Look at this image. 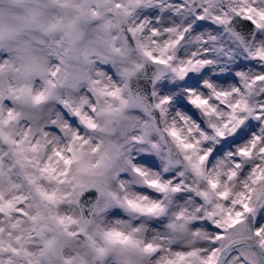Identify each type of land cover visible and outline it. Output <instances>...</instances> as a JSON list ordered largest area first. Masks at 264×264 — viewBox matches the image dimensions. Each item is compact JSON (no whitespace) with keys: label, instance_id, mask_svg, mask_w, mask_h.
<instances>
[{"label":"rangeland","instance_id":"374dc122","mask_svg":"<svg viewBox=\"0 0 264 264\" xmlns=\"http://www.w3.org/2000/svg\"><path fill=\"white\" fill-rule=\"evenodd\" d=\"M141 4L142 0H0V250L15 248V264H64L70 257H74L71 264H145L144 257L154 253H158L154 264H205L212 256V236L203 228L191 227L198 219L196 211L203 212L205 219L207 212L214 211L218 217L215 222L232 240L239 233L236 224L246 216L243 206L232 201L241 200L238 194L254 189L252 204H256L264 175V158L258 150L249 162L257 169L256 183L248 169L243 176L232 174L243 169H227L225 165L211 173L201 167L199 173L193 170L195 179L185 192L212 194L224 191L225 185L229 191L223 198L212 195L203 207L190 197L175 199L179 189L162 180L165 169L145 170L146 177L140 175V186L162 194L160 200L132 192L121 195L111 186L115 157L124 146L132 151L134 143L145 144L148 147L140 151L157 157L161 151L165 153L151 120L141 111L125 108L126 77L147 59L140 46L154 52L153 58L167 60L168 55L161 56L159 50L172 38L163 29L156 38L150 29L144 30L147 8ZM84 12L93 14L94 21L83 22ZM120 20L126 23L136 51L123 47L117 29ZM222 43L226 49L234 47L226 36ZM200 50L189 38L167 52L180 63ZM93 60L110 64L116 80L94 69ZM91 72L98 79L91 81L89 90L96 106L89 115L84 110L85 98L78 93ZM154 91L159 89L152 88V97ZM158 100V96L153 97L154 104ZM56 104L77 117L83 133L63 119L55 110ZM169 107L158 110L161 124L171 119ZM50 123L60 129L67 143L46 131ZM166 131L181 153L196 151L179 128L170 126ZM154 144L160 146L159 155ZM207 178L217 181V190L207 183L201 186ZM153 180L156 185H152ZM88 188L97 190L99 199L90 220L84 223L76 200ZM243 200L248 203L247 196ZM216 204L221 207L216 208ZM114 207L123 210L122 217L109 215ZM155 218L169 221L163 232L150 227ZM45 226L50 228L49 235ZM229 228L232 231L227 235ZM39 235L52 238V247L42 256L33 252V248H42V243H34ZM256 240L264 248V235ZM4 259L8 264L9 257ZM227 264H239V260L230 259Z\"/></svg>","mask_w":264,"mask_h":264},{"label":"snow or ice","instance_id":"6c2138e0","mask_svg":"<svg viewBox=\"0 0 264 264\" xmlns=\"http://www.w3.org/2000/svg\"><path fill=\"white\" fill-rule=\"evenodd\" d=\"M141 7L147 8L144 13L145 31L150 29L156 38L163 29L164 33L172 37L159 50L160 55H168V59L159 61L165 67L153 80L154 88L159 89V92H153V97L158 96L159 100L152 107L160 111H164L165 106L183 109L181 115L191 120L205 133L206 139L216 145L210 150V155L215 156L227 150L231 153L232 168L247 167L253 183H256L257 169L249 162L253 161V154L257 150L264 158V0H142ZM206 29L208 32L205 34ZM132 31L135 32V29ZM224 36L234 47L226 49L222 43ZM189 38L201 50L177 63L167 50ZM140 50L149 60L155 55L143 45ZM169 78L171 83L168 82ZM197 111L199 116L196 115ZM186 112L191 113V116L184 115ZM152 147L159 155L160 146L154 144ZM150 157L151 154L146 153L143 159L154 167ZM177 164L171 157L168 159V165L176 167ZM134 170L146 177L139 168ZM193 170L199 173L200 166L193 165ZM151 183L156 185L155 180ZM206 183L212 190L218 189L216 180L207 178ZM260 183L261 190L256 196L258 207L252 204L254 189L238 194L241 200L232 201L237 206L242 205L247 218L252 221L251 225H245L249 235L247 241L228 242L230 238L225 236L221 225L215 222L218 219L216 213H206L207 220L220 230L211 238L212 256L217 252H230L239 246L242 256L238 259L241 264H264V251L258 254V259L249 256L246 251V248L253 247L252 241L256 236L264 234V217L259 215L264 209V175ZM212 195L221 198L229 195L227 185L224 191L203 193L197 197L204 205L206 200H211ZM245 196L248 203H244ZM215 207L220 208L221 205L216 204ZM236 215L239 217L241 213L237 212ZM108 237L111 238V234ZM15 252V248L0 250V264H5L6 256L9 257L8 264H15L12 259ZM212 256L205 264H210ZM217 264H222V260L217 259Z\"/></svg>","mask_w":264,"mask_h":264},{"label":"clouds","instance_id":"9594fccd","mask_svg":"<svg viewBox=\"0 0 264 264\" xmlns=\"http://www.w3.org/2000/svg\"><path fill=\"white\" fill-rule=\"evenodd\" d=\"M92 67L106 76L111 77L113 80H116V71L110 64H101L98 61H92ZM98 79L95 75V72L90 73V80H85L84 84L79 89V95L85 98L84 100V110L88 111L89 115H92V108L96 106V100L93 97V93L89 90L91 86V81ZM230 82V81H229ZM147 90V89H146ZM55 110L60 113L65 121L72 128L77 129L79 133H83L84 129L79 124L76 116L69 115L68 112L60 105H55ZM183 112V109L179 107H169V115L171 119L161 125V131L163 132L164 140L172 146L174 152V160L178 162L176 167H172L167 172L163 171L165 168H168V160L165 158V153L161 151L160 156L151 155V161L154 162V167L150 164L145 163L143 157L146 154L142 149H146L148 145L145 144H133L132 151H128L127 147L124 146L122 150L118 152L115 157V167L112 169L114 175L111 177V186L116 188L117 191L123 195L127 192H132L138 196L142 195L145 198L160 200L162 194L155 192L153 189L147 187L146 185L141 187L143 178L134 170L139 168L141 171L150 170L153 172L163 171L162 180L170 184V187L173 189H179L175 195V199L184 200L185 198H192L196 205L203 207L199 197L195 196L192 192H185L184 189L187 188L191 182L195 179V173L193 171V165H199L205 170V172L211 173L214 168L219 167L220 165H225L227 169L232 168V158L231 153L227 150L225 152L219 153L218 155H210V150L214 149L216 145L213 144L211 140L206 139L205 133L196 127L191 120H188L185 116H182L180 113ZM175 113V115H172ZM135 115H141L139 112H135ZM159 117V113H156ZM198 116V115H197ZM177 127L181 130L182 135L186 137L188 143L192 144L196 149L195 152L189 150L185 153H180L175 149L174 144H172L171 137L168 136L166 129L168 127ZM46 131L54 134L57 137H60L61 141L67 143L64 140L63 134L60 132V129L56 127L55 124H48L46 126ZM211 135V133H208ZM236 146H234L235 148ZM69 154V153H65ZM203 157V159H201ZM122 169V170H121ZM247 171L245 167L240 175L243 176L244 172ZM206 187V181L201 185ZM97 198V192L95 189L86 191L82 197V201H92L94 202ZM196 216L198 219L192 223L191 227L193 229L203 228L207 231L212 237L220 231L214 225V223L209 222L204 218V214L201 211H196ZM109 215L114 218H120L123 216V210L119 207H114ZM260 216L264 217V209L260 211ZM169 221L165 218H155L151 221L150 227L153 230L163 232ZM202 247L204 245H201ZM213 247V245H212ZM158 253H154L151 256H145V264H154L155 259L157 258Z\"/></svg>","mask_w":264,"mask_h":264},{"label":"water","instance_id":"95a60500","mask_svg":"<svg viewBox=\"0 0 264 264\" xmlns=\"http://www.w3.org/2000/svg\"><path fill=\"white\" fill-rule=\"evenodd\" d=\"M83 20L85 22H89L93 20V16L89 14L88 12H85L83 14ZM119 32L122 37V43L126 48H133L134 43L133 40L126 28V25L123 21L120 22L118 26ZM164 67L161 65H158L156 63H153L151 61H146L143 65L138 67L129 77H128V101L126 107L128 109H138L143 111L151 120L153 123L154 130L156 131L158 135L159 142L162 146H164L167 158L174 160V152L172 149V146L168 144L167 141L164 140L163 132L161 131V121H160V115L159 117L156 115L158 113V110L154 109L152 107L154 105L152 100V94H151V88L153 86V80L155 79L158 72L162 71ZM147 89V90H146ZM172 141V140H171ZM172 144H174L172 142ZM175 146V145H174ZM175 149L178 150V148L175 146ZM179 151V150H178ZM169 167H172L169 165ZM91 189H87L84 192H82L77 199L76 206L79 211V214L81 216V219L83 222H88L90 219L92 212L96 206L97 200H98V193L97 198L94 202L92 201H82L81 197L82 195ZM258 206V205H257ZM252 221L246 217V219L239 225V228L242 230L244 234H248L246 231V228L242 229V226H245L246 224L251 225ZM254 232V229H253ZM249 239V235L241 238H237L232 241H247ZM253 247L248 249H254L255 251L261 253L264 251L256 242V237L252 241ZM239 250V246L234 247L230 252L226 253H219L217 259L222 260V264L234 253H236ZM98 264V261L95 263ZM217 264V260L215 262Z\"/></svg>","mask_w":264,"mask_h":264},{"label":"bare ground","instance_id":"6f19581e","mask_svg":"<svg viewBox=\"0 0 264 264\" xmlns=\"http://www.w3.org/2000/svg\"><path fill=\"white\" fill-rule=\"evenodd\" d=\"M105 7V6H104ZM113 8V7H112ZM86 130H88V131H91V130H93L92 128H87V127H84ZM222 168H223V166L224 165H220ZM168 192H169V189H167V191H166V193L165 194H168ZM44 231H45V233L47 234V235H49V233H51L50 232V228L48 227V226H45V229H44ZM231 231H232V229L231 230H227L226 231V234L228 235V234H230L231 233ZM264 235V234H263ZM245 236H247V234L245 235ZM240 237H242V235L240 236ZM52 238L51 237H48V236H45V235H39V237H38V239L37 240H34V243L36 244V245H41V243H42V248H40V249H38V250H36L35 248H33V252H36L37 254H39L40 256H42L43 255V253H44V251H47V250H49L52 246H50V243H49V241L51 240ZM55 241V240H54ZM32 245H34V244H32ZM79 244H77L76 246H78ZM246 251H247V253H248V255L249 256H251V257H253V258H255V259H258L259 257H258V254H257V252L254 250V249H248V248H246ZM242 256V253L238 250L236 253H234L233 255H231L227 260H226V262L224 263V264H227V262L230 260V259H235V258H238V257H241ZM239 260V264H241V260L240 259H238ZM74 261V257H70V258H68V259H66L65 261H64V264H71V262H73Z\"/></svg>","mask_w":264,"mask_h":264},{"label":"flooded vegetation","instance_id":"af4514ba","mask_svg":"<svg viewBox=\"0 0 264 264\" xmlns=\"http://www.w3.org/2000/svg\"><path fill=\"white\" fill-rule=\"evenodd\" d=\"M198 262H191V263H188V264H197ZM174 264H181V262H179V261H176V262H174Z\"/></svg>","mask_w":264,"mask_h":264}]
</instances>
